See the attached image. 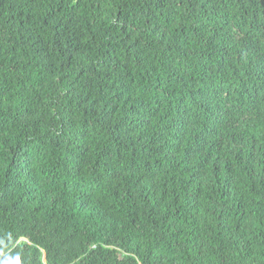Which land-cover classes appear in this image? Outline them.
<instances>
[{
    "label": "trees",
    "instance_id": "16d2710c",
    "mask_svg": "<svg viewBox=\"0 0 264 264\" xmlns=\"http://www.w3.org/2000/svg\"><path fill=\"white\" fill-rule=\"evenodd\" d=\"M0 264H264V0H0Z\"/></svg>",
    "mask_w": 264,
    "mask_h": 264
}]
</instances>
